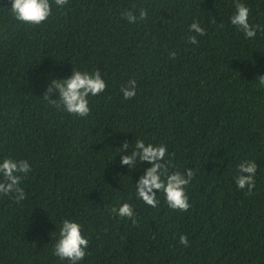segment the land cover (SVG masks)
I'll return each instance as SVG.
<instances>
[{"label": "trees", "instance_id": "obj_1", "mask_svg": "<svg viewBox=\"0 0 264 264\" xmlns=\"http://www.w3.org/2000/svg\"><path fill=\"white\" fill-rule=\"evenodd\" d=\"M235 2L66 0L31 24L0 0V157L31 169L17 173L23 200L0 194V264H68L52 251L62 218L88 239L79 264H264V0H242L253 38L229 23ZM129 9L146 15L129 24ZM73 70L106 82L83 117L55 103L53 81ZM130 79L136 92L124 99ZM137 139L165 145L161 179L192 170L187 209L169 208L157 189L155 207L136 197L151 165L120 158ZM248 160L250 192L234 182ZM125 201L135 224L110 211Z\"/></svg>", "mask_w": 264, "mask_h": 264}, {"label": "clouds", "instance_id": "obj_2", "mask_svg": "<svg viewBox=\"0 0 264 264\" xmlns=\"http://www.w3.org/2000/svg\"><path fill=\"white\" fill-rule=\"evenodd\" d=\"M60 9L66 4V0H11V14L19 21L31 24H39L45 21L51 14L52 4ZM146 13L145 10L139 11V16L135 15L131 9L122 13L123 18L133 24L139 20H143ZM249 8L242 2L236 0L234 12L229 17V23L239 31L245 38H253L257 29L249 23ZM189 30H194L197 35H204V28L195 20L188 26ZM188 40L191 44L198 43L196 36H189ZM169 56L174 57L175 53L170 52ZM54 86L59 91V100L55 103L62 104L63 110L67 113L77 116H86L89 112L88 96H95L103 92L106 82L101 78L98 71H93L89 75L88 71L73 70L71 75L63 79L53 81ZM257 87H264V75L257 79ZM124 99H128L135 95L136 81L130 79L125 86L120 89ZM52 103V101H49ZM127 145H122L126 147ZM165 145L145 143L143 140L137 139L134 143V150L130 155H123L120 158L122 164L132 165L136 157L140 161H147L150 167L144 170V175L139 178L135 186V195L146 205L155 207L158 203L157 194L152 190L157 189L163 193V197L168 207L171 209L185 210L189 207L188 196L185 192V186L192 178L191 169L185 170L182 175L180 171L169 172L164 179H161L159 161L164 157ZM237 175L234 182L237 188L251 191L254 187V175L256 173V163L253 160L240 162L237 165ZM31 171L29 162L25 159H15L11 156L0 157V194L8 195L14 192V199L21 201L25 198V192L20 185L21 177L17 173H24L25 176ZM246 173V175L244 174ZM118 217L129 218L135 224V212L133 206L127 201L119 204V207H112ZM82 225L80 222L62 218L56 232V239L52 244L53 254L61 260H66L68 264H79L86 255L88 247V239L81 234ZM180 244H187V237L183 234L179 236Z\"/></svg>", "mask_w": 264, "mask_h": 264}]
</instances>
